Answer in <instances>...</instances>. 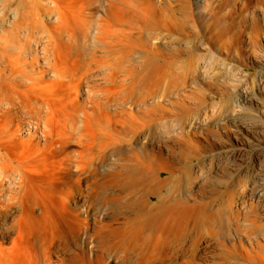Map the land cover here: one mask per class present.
<instances>
[{"label":"bare ground","instance_id":"bare-ground-1","mask_svg":"<svg viewBox=\"0 0 264 264\" xmlns=\"http://www.w3.org/2000/svg\"><path fill=\"white\" fill-rule=\"evenodd\" d=\"M263 19L264 0H0V264H264L262 173L216 179L174 100L210 62L185 55Z\"/></svg>","mask_w":264,"mask_h":264},{"label":"rangeland","instance_id":"rangeland-1","mask_svg":"<svg viewBox=\"0 0 264 264\" xmlns=\"http://www.w3.org/2000/svg\"><path fill=\"white\" fill-rule=\"evenodd\" d=\"M243 26L241 27L242 31L240 33L237 51H231L230 55L227 54V52H224L227 51L225 49L221 51V53L210 50V48H207L205 46L198 49V52L196 51L183 57V59H187L185 58L186 56L193 57L197 56L198 54L202 55L201 58H196V61L198 63L200 62L202 64L207 59L208 60L206 62H210L206 70L198 71V73H194V76L193 74H189V82L188 84H186L187 86L185 85L184 87V85L181 86V84L180 86L175 85V88L177 90L175 89V99L173 98L175 100V103H177L175 104V121H177V119H184V117H187L188 114L191 115L192 118L198 120L196 125L190 128V131L192 132L190 136L195 141L200 143L199 145L202 146V149H205L206 156H214L213 158L217 161V163L212 158L214 164L212 174L215 177L218 176L216 179L222 178V181H230L232 179H230L231 174L232 176L234 174L235 176H239L243 179H246L248 175L245 181H249L248 179L254 177L257 174V171L262 173L261 175H263L264 177V126H262V124L264 125V91H261L264 88L262 89L259 86L260 83L264 84V19L261 24V34L258 37L254 38L255 40H250L249 28L247 27L248 24H245ZM218 48L223 49L221 47ZM208 53H212V55L215 56L211 57L212 59L209 57L206 58V56L203 57ZM211 63H214L215 65H211ZM222 63H225L227 66L223 67ZM229 67L231 70L229 69ZM202 72L204 74H202ZM197 90H199V92ZM193 93L197 94L193 96ZM198 93H200L201 98H197L199 95ZM236 93H240L241 95H248L251 100L245 99L244 101L237 103V105L232 99L235 97ZM189 94L192 96L188 97ZM166 101L167 100H165L163 105L168 104V102ZM165 106L167 107L169 105ZM187 107L190 108V111ZM214 110L217 112H215ZM213 116L215 117L213 118ZM240 117L241 121L243 120L247 122L248 120L249 126L252 131L254 130V133H257L249 134L243 124H240ZM212 118L213 121H211ZM249 118H254L252 119L253 122H251V119L249 120ZM254 120H256L255 123ZM235 122L236 124H234ZM256 122L259 123V125ZM253 125L255 126L252 127ZM241 139L245 140L244 145H241L238 142ZM202 143L204 145H202ZM217 155L218 157L222 156L220 157L221 160H218L219 158L217 157ZM215 156L218 159L215 158ZM218 161L222 162L220 163V168L219 165H217L219 164ZM215 164L217 165V168H215ZM223 166L226 167L228 173L232 172L230 175H228L229 177L221 172V168L224 171ZM209 178L213 179L214 177L210 176ZM220 185H222L221 188H223V184ZM207 193V195H211V193ZM251 200L252 199H250V201ZM259 203L262 204L261 202ZM259 203L255 204V206H258H256V208L254 209L258 210V212L254 211L253 213H260V215L263 216L264 209L260 208L261 206H259Z\"/></svg>","mask_w":264,"mask_h":264}]
</instances>
